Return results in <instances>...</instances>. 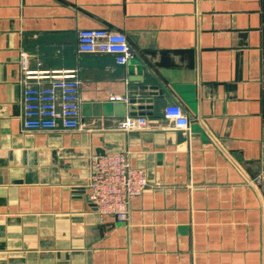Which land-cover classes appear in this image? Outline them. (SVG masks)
Here are the masks:
<instances>
[{
  "label": "crops",
  "instance_id": "1",
  "mask_svg": "<svg viewBox=\"0 0 264 264\" xmlns=\"http://www.w3.org/2000/svg\"><path fill=\"white\" fill-rule=\"evenodd\" d=\"M95 27L127 37L126 64L77 52ZM63 71L83 129L23 131L24 73ZM140 85L155 95L130 103ZM139 116L147 128L118 129ZM262 140L264 0H0V264H264ZM107 151L149 182L125 221L100 222L87 198Z\"/></svg>",
  "mask_w": 264,
  "mask_h": 264
},
{
  "label": "built area",
  "instance_id": "2",
  "mask_svg": "<svg viewBox=\"0 0 264 264\" xmlns=\"http://www.w3.org/2000/svg\"><path fill=\"white\" fill-rule=\"evenodd\" d=\"M78 53L110 54L117 64H126L131 57L127 37L106 27L82 28L77 31ZM36 78L35 81H32ZM46 78V82L39 79ZM20 126L23 131L82 130L79 117L80 80L74 71L33 76L26 72L21 79ZM112 100L121 99L111 97ZM126 100V97H122ZM163 113L174 127L186 129L189 121L177 104H168ZM142 116L125 117L118 129L124 132L147 128ZM91 173L87 183V198L94 206L98 219L106 216L118 221L128 219L131 200L149 185L145 172L131 165L123 151L96 153L90 157ZM264 178V140L261 141L259 171L256 180Z\"/></svg>",
  "mask_w": 264,
  "mask_h": 264
},
{
  "label": "water",
  "instance_id": "3",
  "mask_svg": "<svg viewBox=\"0 0 264 264\" xmlns=\"http://www.w3.org/2000/svg\"><path fill=\"white\" fill-rule=\"evenodd\" d=\"M154 86L140 85L138 87H133V91L131 92L132 96H139L137 98H131L130 103L138 102L141 104L142 102H151V97H146L147 95H155L156 92L153 91ZM149 90V91H148ZM142 105H140V108Z\"/></svg>",
  "mask_w": 264,
  "mask_h": 264
}]
</instances>
